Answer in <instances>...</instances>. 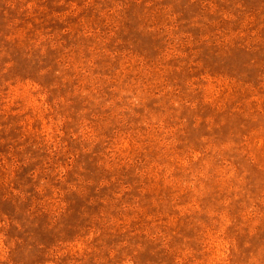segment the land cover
<instances>
[{"label": "rangeland", "instance_id": "1", "mask_svg": "<svg viewBox=\"0 0 264 264\" xmlns=\"http://www.w3.org/2000/svg\"><path fill=\"white\" fill-rule=\"evenodd\" d=\"M0 264H264V0H0Z\"/></svg>", "mask_w": 264, "mask_h": 264}]
</instances>
